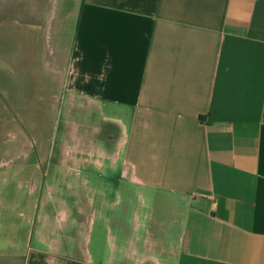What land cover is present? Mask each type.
<instances>
[{
	"label": "crops",
	"instance_id": "crops-1",
	"mask_svg": "<svg viewBox=\"0 0 264 264\" xmlns=\"http://www.w3.org/2000/svg\"><path fill=\"white\" fill-rule=\"evenodd\" d=\"M29 2L31 56L45 23L53 89L104 122L81 161L118 172L141 221L107 217L97 255L20 259L12 216L0 264H264V0Z\"/></svg>",
	"mask_w": 264,
	"mask_h": 264
},
{
	"label": "rangeland",
	"instance_id": "rangeland-1",
	"mask_svg": "<svg viewBox=\"0 0 264 264\" xmlns=\"http://www.w3.org/2000/svg\"><path fill=\"white\" fill-rule=\"evenodd\" d=\"M29 1L0 5V260L8 248L2 226L12 216L20 226L17 258L62 242L69 254L81 255L88 247L97 255L98 248L105 252L113 242L107 217L116 211L115 227L123 216L127 225L141 221L131 212L138 199L126 206L118 172L108 164L81 161L91 157L94 138L99 143L97 126L104 122L99 109L91 114L89 103L53 89L49 76L55 63L49 53L54 45L44 35L45 23H39L41 48L31 56ZM33 67L44 85L31 78ZM39 234L51 243L39 247Z\"/></svg>",
	"mask_w": 264,
	"mask_h": 264
}]
</instances>
